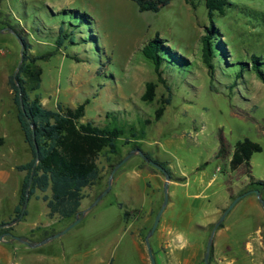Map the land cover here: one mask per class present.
I'll use <instances>...</instances> for the list:
<instances>
[{
  "label": "rangeland",
  "instance_id": "1",
  "mask_svg": "<svg viewBox=\"0 0 264 264\" xmlns=\"http://www.w3.org/2000/svg\"><path fill=\"white\" fill-rule=\"evenodd\" d=\"M228 2L224 14L213 16L217 56L212 75L202 50V36L211 25L205 0H172L157 12L141 11L133 0H0V226L13 220L19 201L27 170L18 166L33 157L10 84L21 60V43L8 28L26 36L32 54L53 53L38 61L43 73L37 92L46 107L54 109L58 102L75 107L89 99L83 121L125 129L117 139L119 152L105 148L99 155L102 176L84 188L80 209L86 212L81 220L37 248L5 236L0 264H142L137 247L151 264L145 237L165 198L164 174L133 154L109 179L114 166L136 146L164 162L173 179L181 173L187 177L169 184V201L160 218V226L168 221L174 234L209 240L215 223L210 231L198 227L204 212L193 204L196 193L211 205L226 186L233 197L259 189L264 199V184L257 185L264 181V82L251 60L253 55L261 57L264 69V0ZM82 21L85 34L78 27ZM60 25L74 31V42L66 40L62 48L56 44ZM51 28L53 35H42ZM157 33L165 42V77L173 93L159 119L160 99L168 96L165 86L158 83L153 101L141 99L146 82L157 81L141 49ZM246 138L262 146L252 155L250 173L246 165L234 171L228 162L237 143ZM222 142L227 153L219 156ZM143 164L150 170H143ZM50 193L37 190L27 215L0 227V235L7 231L40 241L74 223L75 216L49 213L43 196ZM157 233L151 238L155 253ZM206 246L198 264H205ZM209 261L264 264V207L255 192L240 199L218 226Z\"/></svg>",
  "mask_w": 264,
  "mask_h": 264
},
{
  "label": "trees",
  "instance_id": "2",
  "mask_svg": "<svg viewBox=\"0 0 264 264\" xmlns=\"http://www.w3.org/2000/svg\"><path fill=\"white\" fill-rule=\"evenodd\" d=\"M133 1L137 3L141 11L157 12L172 0ZM205 4L208 8L211 25L202 36L203 60L209 72L213 75L215 72L214 59L217 56L215 48L217 29L213 16L215 12L224 14L229 2L228 0H205ZM55 13L57 12H54V15ZM77 13L90 21L91 17L86 12L79 11ZM83 21L78 26L81 34H85L82 25ZM57 30L56 44L58 48H62L66 40L74 42L73 30L69 31L64 25H60ZM53 32V30L48 33L43 32L42 35L51 36ZM16 33L25 44L24 60L17 76H10V84L15 92L18 122L24 133L25 141L31 148L33 157L27 163L18 166L19 170H27V174L23 178L19 201L14 208V217L12 219H15L21 213L26 200V189L33 164L36 160H38V163L30 187V198L37 190L43 192L50 190V195L46 194L43 196V200L47 202L49 213L51 215L56 214L60 218L76 217V214L81 211L82 200L85 197L84 188L96 184L102 176L98 162L100 153L105 148H108L110 153H118L119 145L117 139L125 134V129L120 126H100L91 120L83 121L89 99L75 107L65 105L63 102H58L54 109L46 107L42 103L40 93L37 92L41 87L43 73L38 61L47 60L53 53L32 54L29 51L31 44L26 36L22 35L19 30ZM164 47L165 42L157 33L154 37L147 40L141 49L144 57L153 64L157 75V81L146 82L145 91L141 99L147 102L153 101L156 97L158 83H162L168 92L167 97L160 99L161 105L156 111V118L158 119L165 112L166 105L171 102L173 96L172 86L168 78L165 77ZM251 60L253 70L264 82V69L261 65L262 58L253 55ZM33 92H35V95L31 96ZM106 116H109V114L107 113ZM133 135L135 134L133 133ZM136 147L140 148L139 146ZM261 150L262 146L249 138L238 142L231 154L230 168L235 171L240 166L246 165L250 173L252 155ZM226 153L225 144L222 142L218 155L223 156ZM146 155L154 159L149 153H146ZM155 161L159 162L171 173L164 162L157 159ZM258 184L263 185L264 181H258ZM25 215H27V210ZM128 215L129 211L126 210L123 216L127 218Z\"/></svg>",
  "mask_w": 264,
  "mask_h": 264
},
{
  "label": "crops",
  "instance_id": "3",
  "mask_svg": "<svg viewBox=\"0 0 264 264\" xmlns=\"http://www.w3.org/2000/svg\"><path fill=\"white\" fill-rule=\"evenodd\" d=\"M66 104L68 105V103ZM219 150H220V147H219ZM231 154L232 152L230 153V158L228 162H230ZM140 167L145 171L150 170L149 169L150 167L145 164L140 165ZM152 175L156 179L159 178L160 176L159 174L155 175L153 173ZM174 177L175 179H173L172 177L170 183L180 184L181 181L179 180H183L184 178L185 179L187 178V177H184L182 173H181V176H174ZM186 183H188V181H186L185 183L183 182L182 184H186ZM194 195L196 196L195 197L196 201H194L193 204H196L197 207L201 208L204 212L203 219H202L203 222L202 224H198V227L204 231H206L207 229L210 231L209 226H212L214 223H216V221L220 219L224 210L230 205V203L235 198L232 196L230 186H226L222 189V193L220 194L219 198L215 201L214 205L210 204V200L206 201L205 200L206 198L200 197L201 193H196ZM189 198L190 197H187V199ZM139 205H135L131 208L137 207ZM150 211L151 210H149V213ZM168 223H169L168 221H163L162 225L160 226L161 224V221H160L156 229L158 233H157V238L155 240L156 253L155 252L154 253H155L157 263L158 264H198V255L200 254L201 251H203L204 247L207 245L206 244L208 243L207 237L203 236V237L197 238L196 240H191L189 237H184L180 233L174 234L173 230L171 229V225H169ZM137 248L139 249V252H140V258H141L142 264H148V261H146L145 254L140 250L139 247ZM192 253L194 254L193 257L191 256Z\"/></svg>",
  "mask_w": 264,
  "mask_h": 264
},
{
  "label": "water",
  "instance_id": "4",
  "mask_svg": "<svg viewBox=\"0 0 264 264\" xmlns=\"http://www.w3.org/2000/svg\"><path fill=\"white\" fill-rule=\"evenodd\" d=\"M8 30L11 31L19 39V41L21 43V60H20L19 65L17 66L16 71L13 74V76L16 77L17 76V73H18V70H19V68H20V66H21V64H22V62L24 60L25 44L23 43V41L21 40V38L19 37V35H17L16 32H14L13 30H11L9 28H8ZM2 31H0V32H2ZM20 97H21V102H22V105H23V99H22L21 89H20ZM133 154H139V155H141L146 162L150 163L155 168H157L158 170H160L161 172H163V174L165 176V181H164L165 198H164V201L162 203L161 208L159 209V211L156 214L154 223H153L150 231L148 232L147 236L145 237V243H146V246H147V250H148V254H149V258H150L151 264H158L157 263V260H156V257H155V254H154V251H153V247H152L150 238L154 235V233H155V231H156V229H157V227L159 225L161 215H162V213H163V211H164V209H165V207H166V205H167V203L169 201L168 189H169V184H170L172 175L167 170V168H165L159 162L155 161L154 159L149 158L142 149L135 148V149H133L132 153H130L126 158H124L121 162H119L118 164H116L114 166V168L111 171L110 177H109L110 180L113 178V175L116 172V170L125 161H127L129 159V157H131ZM37 163H38V160H36L34 162V164H33V169H32V173L30 175L29 184H28L27 189H26V200H25V203H24V205L22 207L20 216L17 217L16 219L12 220L10 223L1 225L0 227H6V226L14 225V224H16L17 222H19L23 218V216L25 214V211H26V208H27V205H28V202H29V199H30V187H31V184H32V180H33V176H34V171H35V168H36ZM109 189L110 188H108L102 195H100L96 199V201H95L94 204H96L103 197V195L109 191ZM252 192H255L257 194V196H258L261 204L264 207V199L261 197V192H260L259 189H254V190H251V191H248V192L245 191V192L241 193L240 195H238L237 197H235L233 199V201L230 203V205L224 210V212L221 215L220 219L215 223V225L213 227L212 234H211V236H210V238L208 240L207 246H206V253H205V259H204L205 264H210V261H209L210 251H211V248L213 246V239H214V235H215V232H216L218 226L223 222V220L225 219L226 215L235 206V204L240 199H242L244 196H246V195H248V194H250ZM85 212H86V210H81L80 212H78L76 214V221L74 223H72L66 229H64V230H62V231H60L58 233L52 234V235L44 238L43 240L35 241V240L30 239L27 236L14 235L11 232H9V233H3V234H1L0 235V241H5V236L10 235L12 237V240H18V241L26 244L27 246H29L31 248L41 247L42 245H44L45 243L49 242L50 240H52L54 238H57V237L61 236L62 234L66 233L68 230H70L74 225H76L81 220V218L85 214Z\"/></svg>",
  "mask_w": 264,
  "mask_h": 264
},
{
  "label": "flooded vegetation",
  "instance_id": "5",
  "mask_svg": "<svg viewBox=\"0 0 264 264\" xmlns=\"http://www.w3.org/2000/svg\"><path fill=\"white\" fill-rule=\"evenodd\" d=\"M20 214H21V213H20ZM19 216H20V215H19ZM19 216H18V217H19ZM16 218H17V217H16ZM16 218H15V219H16ZM13 220H14V219H13ZM9 223H10V222H9ZM11 226H12V225H11ZM6 227H10V226H6ZM4 233H9V232L6 231V232H4Z\"/></svg>",
  "mask_w": 264,
  "mask_h": 264
}]
</instances>
